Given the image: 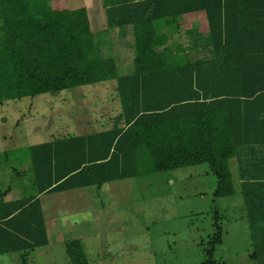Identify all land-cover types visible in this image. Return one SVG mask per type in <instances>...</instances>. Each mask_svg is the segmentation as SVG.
Returning <instances> with one entry per match:
<instances>
[{
    "label": "trees",
    "instance_id": "1",
    "mask_svg": "<svg viewBox=\"0 0 264 264\" xmlns=\"http://www.w3.org/2000/svg\"><path fill=\"white\" fill-rule=\"evenodd\" d=\"M263 3L103 0L106 29L96 38L86 7L72 8L67 0H0V104L114 80L121 105L109 129L0 153V164L28 159L34 189L8 201L0 192V255L17 252L25 263V255L48 245L42 193L100 189L201 164L216 177L214 199L240 194L249 229L264 248ZM197 11L205 12L204 41L212 49L210 58L192 60L181 42H168L163 29ZM128 24L133 70L119 74L115 56L103 46L111 45L109 29ZM250 64L254 70L246 71ZM232 158L238 161L237 188ZM217 218L200 264H219ZM64 245L69 264L86 263L79 239ZM261 252L252 256L260 261Z\"/></svg>",
    "mask_w": 264,
    "mask_h": 264
},
{
    "label": "rangeland",
    "instance_id": "2",
    "mask_svg": "<svg viewBox=\"0 0 264 264\" xmlns=\"http://www.w3.org/2000/svg\"><path fill=\"white\" fill-rule=\"evenodd\" d=\"M99 1L67 0L72 8L86 7L96 38L105 27ZM108 33L112 46L105 43L104 51L129 58L117 69L130 73L133 39ZM120 111L114 80L8 100L0 104V153L109 129ZM231 163L237 188L238 170ZM32 176L28 159L0 164V188L13 184L15 198L34 193ZM216 182L201 164L108 182L100 189L47 193L40 199L48 203L47 219L54 215L46 223L49 246L25 255V263L20 253L0 255V264H69L64 244L72 239L82 242L85 264H200L216 233V215L222 230V244L214 252L219 264H264L260 236L249 229L240 194L214 199ZM259 251L260 261L252 256Z\"/></svg>",
    "mask_w": 264,
    "mask_h": 264
},
{
    "label": "crops",
    "instance_id": "3",
    "mask_svg": "<svg viewBox=\"0 0 264 264\" xmlns=\"http://www.w3.org/2000/svg\"><path fill=\"white\" fill-rule=\"evenodd\" d=\"M99 2L102 6L101 0ZM245 4L252 6V4H254V3L249 2V3H245ZM103 18L105 21L104 9H103ZM177 20L178 21H177L176 28H174L175 26H170V27H168V25L164 26L163 30L167 31V33L169 35L168 42L172 43V44H174L176 41L181 42L182 46H183L182 49L185 50V53L187 52L189 54L190 59H192V60L202 59V58H210L212 46L204 41V38H206L207 35L209 34V27H208V22H207L205 12L204 11H197V12H191V13H184L180 17H178ZM172 28H174V29H172ZM105 29H106V23H105V27L103 28V30H105ZM109 31H111L114 34L118 32V35L122 39H124L126 37H128V40L133 39L132 47L130 48L131 49V55H132L131 56L132 57L131 63H132V70H133L134 36H133L132 25L128 24V25H125L123 27H114V28L109 29ZM106 34L109 35V33H106ZM129 37H130V39H129ZM124 42L126 43V45L130 44L129 41L124 40ZM110 44H111V42H110ZM125 49H126V47H125ZM115 54L116 53L114 52L113 55L116 58L117 68H118V65L120 62L123 65L128 64L129 58L126 61L123 58H117V56ZM251 68L254 70V65L250 64V67H248L246 69V71L250 70ZM231 160H234V164H236V169H237V165H238L237 159L236 158L230 159V163H231ZM231 164H230V167L232 168ZM237 173H238V171H237ZM12 190H13V184H8V186H6V187L2 186V188H0V192L5 191V193H6L4 196V199L6 201L15 199V197L13 196ZM47 193L48 192L40 194L39 195L40 198L43 197ZM47 204L48 203L43 204L41 201L42 211H43L46 223H47V221H49V219L54 221V219H53L54 215L53 214H49L48 219L46 217L45 207L47 206ZM46 228H47V225H46ZM49 243H50V240H49ZM49 243H48V245H46L44 247H40V248H46L47 246H49ZM15 253H17V252H15ZM1 255H4V254H1Z\"/></svg>",
    "mask_w": 264,
    "mask_h": 264
}]
</instances>
